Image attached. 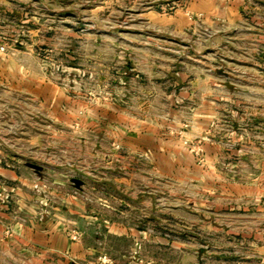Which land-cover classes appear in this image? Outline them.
I'll use <instances>...</instances> for the list:
<instances>
[{
    "label": "rangeland",
    "instance_id": "374dc122",
    "mask_svg": "<svg viewBox=\"0 0 264 264\" xmlns=\"http://www.w3.org/2000/svg\"><path fill=\"white\" fill-rule=\"evenodd\" d=\"M190 2L28 0L24 11L40 15V30L31 32L29 22L17 32L0 29V67L8 72L0 75V165L36 163L46 187L78 178L91 210L150 199L145 227L191 244L194 264H264V119L230 124L220 89L221 107L206 124L191 95L194 75L215 71V87L243 86L234 99L247 112L261 98L264 118V73L229 75L251 67L237 59L254 51L264 72V44L226 28L213 33ZM42 198L39 210L52 196ZM192 209L194 218H185ZM146 253L137 264H158L156 248ZM160 253L166 264L179 256ZM104 256L112 260L102 254L95 263L110 264Z\"/></svg>",
    "mask_w": 264,
    "mask_h": 264
},
{
    "label": "crops",
    "instance_id": "0c3cea01",
    "mask_svg": "<svg viewBox=\"0 0 264 264\" xmlns=\"http://www.w3.org/2000/svg\"><path fill=\"white\" fill-rule=\"evenodd\" d=\"M27 1L0 0V29L6 27L17 32L21 24L29 22L32 26L31 32L40 30L36 25L40 15L24 11ZM187 8L202 13L207 27L213 33L219 34L220 30L226 28L231 34L238 32L243 42L250 34L254 41L259 37L260 43L264 44V0H191ZM181 26L183 25L179 27ZM260 54L254 51L249 56H241L237 59L238 62L248 63L253 67L238 65L240 69H231L234 74L229 75L234 78L262 77L264 72L260 64L263 56ZM4 69L0 67L1 77L8 74ZM223 73L227 74L224 70ZM213 75L215 71L202 72L194 75V83H191L192 88L194 86L191 95L198 96L194 98V110L199 121L204 122L206 119L207 124L221 107L215 101L218 96L216 90L220 89L228 94L223 97L222 108L227 112L230 124L237 125L243 120L249 123L263 121L262 104L259 103L261 86H254V93H259L260 99L257 98L254 107L248 108L250 112H247L234 99L243 86L233 85L232 82L227 83L226 87H215L214 81L210 80L214 79ZM201 80L206 84L203 85ZM179 94L181 97H188L187 91H180ZM200 94L206 96L205 99ZM202 111H206V116ZM141 132L144 140H150V129L143 128ZM235 134L239 137L238 133ZM134 140V137H127V141ZM142 148L146 152L145 146ZM38 176L39 173L27 164L16 167L0 165V178L5 181L0 189L7 198L0 203V264H97L95 260L102 254L112 257L110 264H137L136 259L140 253L143 256L149 255L146 249L151 247L159 252L157 258L155 257L158 264H166V260L160 257V252L168 249L179 255L175 264H194V249L191 244L170 240L166 234H152L145 227V221L151 218L150 199H114L110 205L97 202L98 208L91 210L88 209L80 188L69 183H54L50 184L52 187H46L38 180ZM43 196H52V199L46 200L44 207L40 206L39 210L36 203L38 200L42 201ZM193 212L192 209L191 213L183 216L193 219ZM67 223L82 231L80 240L73 241L66 235L65 230L72 228L64 225Z\"/></svg>",
    "mask_w": 264,
    "mask_h": 264
},
{
    "label": "built area",
    "instance_id": "2783aa9c",
    "mask_svg": "<svg viewBox=\"0 0 264 264\" xmlns=\"http://www.w3.org/2000/svg\"><path fill=\"white\" fill-rule=\"evenodd\" d=\"M6 197L0 193V203H3L4 201H6ZM66 235L73 241H78L80 239L81 236V232L77 229L74 228H69L65 230ZM100 260L102 263H110L112 262L111 259L104 257H100ZM144 264H150L149 262L144 263Z\"/></svg>",
    "mask_w": 264,
    "mask_h": 264
},
{
    "label": "water",
    "instance_id": "95a60500",
    "mask_svg": "<svg viewBox=\"0 0 264 264\" xmlns=\"http://www.w3.org/2000/svg\"><path fill=\"white\" fill-rule=\"evenodd\" d=\"M28 165L27 166H31L32 169H34L36 172H39L41 167L40 165L36 164V163H33V162H28L27 163ZM72 183H74V186L76 188H80L81 184H82V181L78 178H72L71 179Z\"/></svg>",
    "mask_w": 264,
    "mask_h": 264
}]
</instances>
